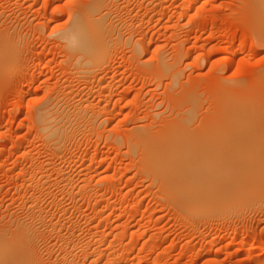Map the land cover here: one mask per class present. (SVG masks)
<instances>
[{
  "label": "rangeland",
  "instance_id": "1",
  "mask_svg": "<svg viewBox=\"0 0 264 264\" xmlns=\"http://www.w3.org/2000/svg\"><path fill=\"white\" fill-rule=\"evenodd\" d=\"M92 3L115 31L107 58L84 73L59 35ZM250 7L0 0V41L13 50L0 55V229L30 221L33 264H264V23ZM239 83L258 103L252 119L225 103ZM46 106L73 122L59 149L40 133ZM168 134L169 145L184 140L174 162L216 173L211 188L228 193L219 206L177 204L150 174L147 142Z\"/></svg>",
  "mask_w": 264,
  "mask_h": 264
},
{
  "label": "bare ground",
  "instance_id": "2",
  "mask_svg": "<svg viewBox=\"0 0 264 264\" xmlns=\"http://www.w3.org/2000/svg\"><path fill=\"white\" fill-rule=\"evenodd\" d=\"M250 6H251L250 10L254 11L259 16L260 21L262 20L261 21L262 23L261 22L260 23H261V25H263V23H264V0H250ZM99 8H101L100 3H98L97 5H95V3H94L93 5L86 6L81 11L78 10L79 13L76 14L75 18L73 19L74 20L73 23H71L70 26H68L69 27L68 29H65L66 31L64 30L59 35L60 36L59 38L63 42V45L66 48V52L68 53V54L67 53L66 54L68 55L67 57L69 58V62H71L73 64V67L75 66L74 68H80L81 67L82 69H84V70L80 69L82 72H84L87 69H89V70H87L89 72L90 67H94L98 63H100L102 60H104V58L107 56V51H108L110 44H111L110 42H112L113 38H114L113 34L115 31V28L111 24H107L108 22L106 21V18H105V16H107V15L102 14L100 12ZM115 36H117V35H115ZM117 39H118V37H117ZM11 44H12V42H10L9 40L0 41V55H1V57L4 54L6 57V55H7L6 52L9 49L11 50V52L9 51L7 53L8 54L12 53L13 50L11 48ZM17 47H18V45H17ZM10 55L11 54H9V56ZM12 56H13V54H12ZM6 58H8V56ZM1 61H4V60L1 59ZM231 61H233V59H231ZM166 68H165V70L168 71L169 66H167ZM91 69H93V68H91ZM171 69H173V68H171ZM93 70H91V72ZM77 71L78 70H76V72ZM178 74L179 73H177V78H179ZM235 84L234 85L232 84V86H229V87H227V85H226V88H228V91L230 93L229 100L225 102L230 107L231 111L229 113H232V116L236 120H242V119L244 120V118L252 119L253 118V117L251 118V116H253L252 110L254 109L253 105L255 107L256 106L258 107V103L254 101V99L249 95V93H247V92H249V89L245 86V84L239 83L236 86H235ZM224 93L228 94L227 91ZM194 98L192 99V100H194L192 104L194 106H196ZM196 102H197V100H196ZM48 107L46 109H44L45 107L41 108L42 110L40 109L41 111L39 112V114L37 116L38 122L40 125L39 126L40 127V133L42 135H44V137H45L46 141L49 143V145H52L55 149H59L60 147H63L65 145L64 141H66V139H68L67 135L70 134V132L69 133L67 132L68 131L67 128L71 127V125H73L72 124L73 122L71 121L72 123L69 126V123L67 122L68 121L67 119L69 118V114L67 115V113H68L67 111H63V109L62 110L58 109L55 106H52L49 108ZM86 108H85V110L83 109L85 112H86ZM251 108H252V110H251ZM195 109H193V110H195ZM69 110H70V108L68 109V111ZM237 110L239 111V113L237 112ZM250 110H251L252 114L249 113ZM185 112H186V110H185ZM73 113H75V112H73ZM188 114L189 113H187V115ZM77 115H80V114L78 113ZM84 115H85V113H84ZM193 115L194 114H192V117H193ZM194 116H196V115H194ZM260 116H263V115L260 114ZM89 117H92V115ZM187 117L189 118L190 116H187ZM192 117H190V118L192 119ZM255 117H257V115L254 116V118ZM184 119H185V117H184ZM258 119H259V117H258ZM181 120L184 122L183 118H181ZM262 120H264V118H262ZM73 121H75V120H73ZM76 121H77L76 124H78L79 123L78 120H76ZM66 124H68V125H66ZM76 126L77 125H75L73 127H76ZM179 128H181V127H179ZM145 133H146V131H145ZM173 133H175V132H173ZM178 134H180V133H178ZM70 135H72V133ZM147 136H149V135H147ZM178 136L180 137V135H178ZM68 137H70V136H68ZM162 137L163 136H161V139H159L162 142L161 144L153 145V144L147 142V145H146L147 146L146 149L149 151L148 155H147L146 162H148V165L150 166L149 167V169L151 170L150 174L151 175L154 174L155 176H157V178H156L157 180H158V178L160 179V183L163 185V187H165L164 188L166 190L165 193L167 192V194L171 198L173 197L174 200H176V198L179 199V200L175 201L177 204H180V205L185 206L187 208H188V206H191V207L193 206V208H191V209H195V207L198 206V205L194 206L196 204H199L198 208L199 207L200 208H204V207L205 208H210V207L212 208V207H214L212 205L215 203V207H216V205H218L217 203L219 202L218 198L223 197V196L228 194L227 192L220 193L221 191H219V189H214L215 187L213 188V186H212L213 189L211 188L209 179H212L213 177H215L214 175L216 173L214 171H212L210 168H207L206 170H204L202 168L203 170L201 169V170L188 171L185 166H181V165H183L182 162H174L175 157H173V156H175V155H172L171 151L173 150V153H174L175 152L174 149L178 147L179 143H184V140H183V142L181 141V139L178 140L179 143H177V141H176L175 145L177 144V146H175V145H169V143L163 142V140L166 142L167 137L170 138V134L165 135V137H163L164 139ZM179 137H177V138H179ZM260 138H261V136H260ZM170 140H171V138L169 139V141ZM174 140H176V139H173V141ZM171 141H170V143H171ZM173 141H172V144H174ZM184 145L186 147V144H184ZM180 146H181V144H180ZM179 147L177 149H179ZM182 147H183V145L180 147V151H182L181 150ZM135 148H137V147H135ZM254 148H256V147L254 146ZM257 148H256V151L259 152V149L257 150ZM183 152H185V149ZM258 152H255V153L257 154ZM56 153H59V152L56 151ZM178 153H180V152L179 151L177 152V154H176L177 156L178 155L182 156V154H178ZM262 155L264 156V154H262ZM180 157L178 156V158H180ZM255 157H258V156H255ZM259 158H260V156H259ZM259 158H257V159H259ZM179 161H181V160H179ZM262 164L264 165L263 160H262ZM251 165H253V167H251V169L249 170L250 173H252L251 171H254L255 169L258 170L260 163L259 164H251ZM221 172H224V171H221ZM261 172L264 175V170H262ZM244 174H246V172ZM254 174L253 175L248 174L249 177L251 178V181H248V182H250L251 184H253V182L255 184V181H252V179H256L255 177H253ZM262 174H260V175L262 176ZM260 175H258V176L260 177ZM211 176H213V177L211 178ZM239 176L242 177L243 175H239ZM262 177H261V179L263 180ZM250 178H249V180H250ZM198 183H201V185L197 186L196 184H198ZM257 184H259V183H257ZM256 186L257 185L253 186L252 188H254L255 190H258L256 188ZM207 187H209V188H207ZM261 187H262V190H264L263 184H261V186H259L258 188H261ZM245 189H247V188H245ZM238 190H240V189L238 188ZM251 190L252 189H250V191ZM255 190H254V192H255ZM262 190H260V191H262ZM251 193H252V191H251ZM222 194H224V195H222ZM217 200H218V202H217ZM211 203H212V205H211ZM200 204H202L204 207L201 206ZM205 205H207V206H205ZM189 209H190V207H189ZM29 224H30V221H29ZM29 224H26V223L24 224V222H23V223L15 225V227H9L8 226L6 228L0 229V264H33L32 259H33V257H35L34 256L35 251H33L34 249H33L32 245H34V244H32V243L34 241L35 230L33 229L34 227L30 228L31 226H28ZM10 226H12V224H10ZM37 233H38V231H37Z\"/></svg>",
  "mask_w": 264,
  "mask_h": 264
}]
</instances>
